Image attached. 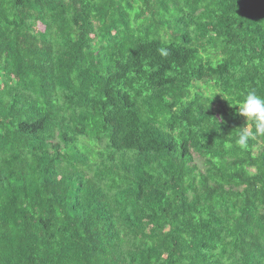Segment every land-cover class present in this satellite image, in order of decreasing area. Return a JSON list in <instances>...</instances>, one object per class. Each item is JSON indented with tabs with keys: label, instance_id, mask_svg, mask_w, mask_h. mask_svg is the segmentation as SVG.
<instances>
[{
	"label": "trees",
	"instance_id": "obj_1",
	"mask_svg": "<svg viewBox=\"0 0 264 264\" xmlns=\"http://www.w3.org/2000/svg\"><path fill=\"white\" fill-rule=\"evenodd\" d=\"M249 90L264 0H0V264H264Z\"/></svg>",
	"mask_w": 264,
	"mask_h": 264
},
{
	"label": "clouds",
	"instance_id": "obj_2",
	"mask_svg": "<svg viewBox=\"0 0 264 264\" xmlns=\"http://www.w3.org/2000/svg\"><path fill=\"white\" fill-rule=\"evenodd\" d=\"M219 94L222 96L221 93ZM229 105L238 106V114L244 116L247 123L251 121L253 124L251 130L248 129L247 123L246 126L241 127L235 140L240 149H247L250 140L264 137V95L258 94L255 90L246 93L237 92Z\"/></svg>",
	"mask_w": 264,
	"mask_h": 264
},
{
	"label": "rangeland",
	"instance_id": "obj_3",
	"mask_svg": "<svg viewBox=\"0 0 264 264\" xmlns=\"http://www.w3.org/2000/svg\"><path fill=\"white\" fill-rule=\"evenodd\" d=\"M197 163L199 164V167L203 169V167H202V165H201V162L198 161Z\"/></svg>",
	"mask_w": 264,
	"mask_h": 264
}]
</instances>
